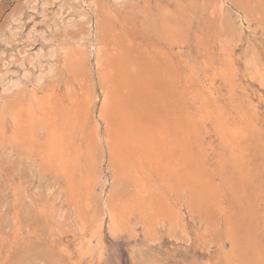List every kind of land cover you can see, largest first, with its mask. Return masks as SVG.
Segmentation results:
<instances>
[{
  "label": "rangeland",
  "instance_id": "rangeland-1",
  "mask_svg": "<svg viewBox=\"0 0 264 264\" xmlns=\"http://www.w3.org/2000/svg\"><path fill=\"white\" fill-rule=\"evenodd\" d=\"M6 72L0 264H264V0H0Z\"/></svg>",
  "mask_w": 264,
  "mask_h": 264
},
{
  "label": "bare ground",
  "instance_id": "bare-ground-1",
  "mask_svg": "<svg viewBox=\"0 0 264 264\" xmlns=\"http://www.w3.org/2000/svg\"><path fill=\"white\" fill-rule=\"evenodd\" d=\"M77 15V17H80L81 18V16H82V13H77L76 14ZM61 17V16H60ZM59 18V17H58ZM82 18H83V16H82ZM61 19L62 18H60L58 21L60 22V24L61 25H58L57 23H56V21L57 20H55L54 22H53V24H49L48 26H47V29H46V36L44 35V34H40V36H41V38L43 39V40H45L46 41V52H44V50L43 49H41V50H39L35 55H33V56H31L30 58H29V60H28V62H29V64H30V66H32V67H34V68H37L38 70H39V74L37 75V78L38 79H43V78H45V77H48L49 75H51L54 71H55V65L52 63V60L53 59H55L56 57H58V55L60 54V50H59V48L58 47H56L55 45H52V40L54 39V37L56 36V34H57V32H58V30H59V27H64V28H68V27H71V26H75L76 25V23H75V20H73V21H68V22H66V23H63V22H61ZM78 22V21H77ZM80 22V21H79ZM54 25V26H53ZM54 27V28H53ZM48 30H53V32L52 33H50L49 35H47V31ZM62 30H64V29H62ZM89 39V38H88ZM86 40V38L84 37V36H81V37H79V38H77V42L80 44V45H82L84 42H89L90 40ZM40 40V39H39ZM75 41V42H76ZM94 42V41H93ZM92 45H95V44H92V42H91V47H92ZM96 48V47H95ZM98 53H100L99 52V49H97L96 50ZM46 63V64H45ZM20 66H22V67H24V62H21V64H20ZM38 70H37V72H38ZM147 70V69H146ZM143 71H144V69H143ZM24 76H27V75H29L30 74V70H28V69H24ZM133 73V72H132ZM149 74H150V72H148ZM145 76V77H144ZM142 78H144V79H142V80H146L145 78H148V77H146V75H144ZM129 77H130V75H129ZM131 77H132V74H131ZM7 80H8V73L6 72V73H4V74H2V73H0V84L2 85V88H3V90L4 91H7L8 89H11L12 87H15V86H17L19 83H20V80H14L13 78H11L10 79V81L9 82H7ZM156 80V79H155ZM159 80V79H158ZM161 80H163V79H161ZM149 81V80H148ZM157 81V80H156ZM145 82H147V80L145 81ZM152 82V81H151ZM142 83H144L143 81H142ZM149 83V82H148ZM133 85V84H132ZM159 85V84H158ZM158 90V89H157ZM147 92L145 93V95L147 94V93H149V89L148 90H146ZM156 91V90H155ZM155 91H153V92H155ZM140 93V92H139ZM142 93V92H141ZM140 93V94H141ZM156 93V92H155ZM156 95H158V94H156ZM151 96H153V95H151ZM151 96H148V98L149 97H151ZM162 96V95H161ZM107 97V96H106ZM152 98V97H151ZM161 98V97H160ZM110 100V99H109ZM134 100V99H133ZM133 100H131V102L133 101ZM152 101V100H151ZM161 101V100H160ZM152 102H154V100L152 101ZM109 103V102H108ZM156 103H157V101H156ZM146 106V105H145ZM107 107H109V106H107ZM155 107V106H154ZM161 107V106H160ZM163 107V106H162ZM166 108V107H165ZM133 109V108H132ZM134 110V109H133ZM155 110V109H154ZM158 110V109H157ZM164 110V109H163ZM153 112H155V111H153ZM166 112H168V111H166ZM133 113V112H132ZM156 113V112H155ZM134 114L135 113H133V115H132V118H134L133 116H134ZM168 114V113H167ZM164 116V115H163ZM132 121H134V119H132ZM129 122V121H128ZM138 123V122H137ZM130 124V123H129ZM134 124L136 125V123L134 122ZM134 125V126H135ZM134 128H136V127H134ZM127 129H128V126H127ZM137 129V128H136ZM159 129V128H158ZM131 130H134V129H131ZM141 130V129H140ZM127 131V130H126ZM129 132V131H128ZM141 132V131H140ZM138 133V132H137ZM136 133V134H137ZM140 134V133H139ZM142 134V133H141ZM143 135V134H142ZM140 137V136H139ZM153 138V137H152ZM139 139V138H138ZM143 139V138H142ZM141 139V140H142ZM146 139V138H145ZM134 141V140H133ZM146 141V140H145ZM149 142H151V141H149ZM140 144H141V142H140ZM149 144V143H148ZM147 145V144H146ZM144 147V146H143ZM143 147H142V149H143ZM139 151V150H138ZM143 151H145V149L143 150ZM153 153V152H152ZM143 154V153H142ZM142 156V155H141ZM144 156V155H143ZM148 156V155H147ZM127 157V156H126ZM125 157V158H126ZM151 157V156H150ZM158 157V156H157ZM122 158V157H121ZM125 158H123V159H125ZM142 158V157H141ZM147 158H149V157H147ZM128 159H129V157H128ZM138 159V158H137ZM139 160V159H138ZM154 160V159H153ZM141 161V160H140ZM123 162H126V161H123ZM122 162V163H123ZM158 163V162H157ZM124 164V163H123ZM126 165V164H125Z\"/></svg>",
  "mask_w": 264,
  "mask_h": 264
}]
</instances>
